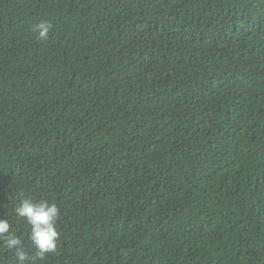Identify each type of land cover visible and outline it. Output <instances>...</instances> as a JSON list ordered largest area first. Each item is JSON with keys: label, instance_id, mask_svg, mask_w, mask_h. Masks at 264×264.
<instances>
[{"label": "trees", "instance_id": "obj_1", "mask_svg": "<svg viewBox=\"0 0 264 264\" xmlns=\"http://www.w3.org/2000/svg\"><path fill=\"white\" fill-rule=\"evenodd\" d=\"M0 218L25 264H264V0H0Z\"/></svg>", "mask_w": 264, "mask_h": 264}, {"label": "clouds", "instance_id": "obj_2", "mask_svg": "<svg viewBox=\"0 0 264 264\" xmlns=\"http://www.w3.org/2000/svg\"><path fill=\"white\" fill-rule=\"evenodd\" d=\"M51 28L52 25L47 21H40L34 25L32 31L36 33L37 40L45 41L49 38ZM14 213L29 226L28 239L38 257L43 259L47 254L56 252L59 239L56 225L60 218V209L55 203L27 196L20 200ZM0 242L15 253L17 264H25L29 260L20 236L6 218H0Z\"/></svg>", "mask_w": 264, "mask_h": 264}]
</instances>
